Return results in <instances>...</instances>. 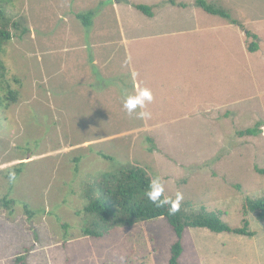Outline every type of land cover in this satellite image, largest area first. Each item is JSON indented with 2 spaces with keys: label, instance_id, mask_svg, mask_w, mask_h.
Here are the masks:
<instances>
[{
  "label": "rangeland",
  "instance_id": "374dc122",
  "mask_svg": "<svg viewBox=\"0 0 264 264\" xmlns=\"http://www.w3.org/2000/svg\"><path fill=\"white\" fill-rule=\"evenodd\" d=\"M90 1V6L79 10L94 9L96 0H85ZM207 1L225 8L244 25V31L255 33L259 46L254 55L243 52L238 49L235 27L230 25L229 33L220 29L219 23H228L227 19L193 7L210 66L194 68L188 75L176 70L177 81L192 80L194 100L200 99L203 107L217 103L222 105L220 110L191 118H158L148 111L145 128L138 131L131 129L142 125V118L121 119L115 112H107L97 118L103 122V132L98 134L87 124L92 117L85 113L92 110L82 103L68 107L60 127H51L42 119L45 115L40 112L48 113L42 107L44 92L42 85L34 84L36 79H44L40 59L44 56L37 53L34 39L22 33L28 25L24 0H0L12 35L2 47L0 61L6 68L4 80L18 92L15 103L0 109V200L7 196L16 201L11 209L0 205V264H13L19 254H25L27 264H168L176 237L165 218L119 226L115 233L101 238L83 235L82 228L91 217L83 210L86 189L102 173L116 172L119 165L131 163L160 177L166 195L176 198L179 193L181 203L220 210L228 225H241L245 198L264 195V175L254 169H264V0ZM26 2L32 23L50 28L39 19L43 12L53 22L56 10L49 0H37L45 4L35 10V0ZM111 14L113 32H118L115 11ZM143 14L134 9L123 18L139 22L138 16L143 18ZM213 50L223 57L219 54L211 59ZM64 55L59 54L60 60ZM217 61L220 65L213 67ZM73 68L67 63L63 70L67 73ZM62 78L70 92V73ZM6 94L7 86H0L2 101ZM256 122L263 124L261 133L239 136V130ZM178 127L190 132L177 133L174 129ZM153 128L162 131L149 130ZM99 135L110 138L91 142ZM25 204L34 211L32 217ZM248 219L255 231L252 237L186 229L180 264H264V221L254 213Z\"/></svg>",
  "mask_w": 264,
  "mask_h": 264
},
{
  "label": "crops",
  "instance_id": "0c3cea01",
  "mask_svg": "<svg viewBox=\"0 0 264 264\" xmlns=\"http://www.w3.org/2000/svg\"><path fill=\"white\" fill-rule=\"evenodd\" d=\"M173 1L174 4L170 0H96L97 6L84 12L79 9L90 6L91 1L49 0L56 15L50 22L42 12L39 19L50 27L44 28L32 23L34 19L30 18L24 0L23 13L27 18L28 25L25 28L28 30L23 34L26 33L27 39L28 36L34 39L33 46L37 53L44 56L40 57L44 79H36L34 84L42 85V107L49 113L40 112L45 115L42 119L51 127H60L61 118L67 116L68 107L82 103L85 109L92 110L85 115L92 117L87 120V124L95 133L103 132V122L97 118L105 117L107 112H115L121 119L142 118V125L131 129L138 131L144 130L143 121L148 111L158 118H191L208 116L211 111L220 110L222 105L217 103L203 107L200 99L194 100L192 80L177 81L176 70H185L184 73L188 75L194 68H209L210 55L201 44L203 38L195 22L197 15L193 13L195 0ZM37 3L34 10L45 4ZM68 3H72V7H68ZM134 4L149 6L152 15L143 14V18L138 16L139 22L127 21L123 18L125 14H133L134 9L138 11ZM112 10L115 11L118 32L112 29ZM90 11L93 12L91 22L85 26L76 16ZM71 20L79 21V24H71ZM219 24L220 29L228 33L235 27L233 30L236 32H233L237 36L238 49L251 55L259 50L258 45L254 52L247 50L245 32L238 26L229 22ZM212 53L215 55L211 59L219 58V54L223 57V53L218 50ZM59 54H65L62 60ZM67 63L74 65V68L66 73L63 68ZM217 65H220L219 61L213 67ZM68 73L72 86L70 92L65 87V78H62ZM143 91L150 92L151 100H146L142 106L129 112L124 106L125 102L138 97ZM46 118H50L49 121ZM149 130L154 131V128ZM159 131L162 129L154 132ZM174 131L190 132L183 127ZM108 138L110 136L99 135L91 142L106 141ZM98 152L101 151H96L97 155Z\"/></svg>",
  "mask_w": 264,
  "mask_h": 264
},
{
  "label": "trees",
  "instance_id": "16d2710c",
  "mask_svg": "<svg viewBox=\"0 0 264 264\" xmlns=\"http://www.w3.org/2000/svg\"><path fill=\"white\" fill-rule=\"evenodd\" d=\"M172 4L175 2L170 0ZM136 9L144 14L152 15L149 6L142 4H134ZM194 6L200 7L204 11L218 15L230 24L236 25L243 29L244 25L231 17L230 13L214 2L207 0H195ZM93 12L78 13L82 23L87 26L91 22ZM10 20L5 15L4 11L0 10V52L2 47L11 38ZM15 25V24H14ZM27 28L22 29L24 33ZM246 48L249 52L257 50L258 46L255 42L256 34L245 30ZM251 38V40H249ZM6 76V68L0 61V86H7V94L4 96V101L0 97V109L9 104L15 103L18 100V92L10 89L8 82L4 80ZM17 81V80H15ZM263 124L256 122L254 126L239 130V136H256L261 133ZM151 150V148H149ZM98 155L107 160H113V157L98 152ZM255 172L264 175V169L255 167ZM17 170V169H16ZM153 176L148 169L138 163L127 165H119L116 172H105L88 186L85 192L87 204L84 207V212L90 215V219L84 224L82 232L84 236L91 238H101L112 235L119 226H131L140 221L152 220L156 218H165L169 227L175 234V241L170 246V257L168 264H180L179 259L183 252L182 236L183 232L189 228H204L213 233H234L252 237L255 231L250 228L248 219L249 213H254L258 220L264 221V195L259 197H246L242 205V220L239 227H231L222 219L220 210L208 209L205 206L192 208L190 203H181L180 210L174 215H170L169 205L165 204L157 207L146 196L149 182ZM10 190L12 187L10 186ZM165 198H175L166 195L163 191L161 200ZM16 204L14 199H9L7 196L0 200V205L11 209ZM27 214L34 215V211H30L28 206L24 205ZM25 254H19L15 257L13 264H27Z\"/></svg>",
  "mask_w": 264,
  "mask_h": 264
},
{
  "label": "clouds",
  "instance_id": "9594fccd",
  "mask_svg": "<svg viewBox=\"0 0 264 264\" xmlns=\"http://www.w3.org/2000/svg\"><path fill=\"white\" fill-rule=\"evenodd\" d=\"M146 100L147 101L151 100V94L149 91L141 92L139 96L136 98H129L125 102L124 106L129 112H132L138 106H142ZM142 115H146V114H142ZM145 194L148 200H150L157 207H161L165 204L169 205L168 211L170 215H174L180 210V204L183 198L181 194L178 193L175 200H172L171 198H165L161 200V196L163 194V184H162V179L160 177L152 178V180L149 182V186Z\"/></svg>",
  "mask_w": 264,
  "mask_h": 264
}]
</instances>
